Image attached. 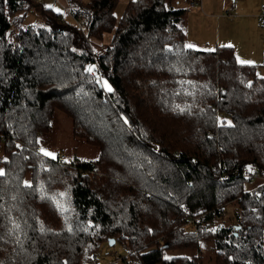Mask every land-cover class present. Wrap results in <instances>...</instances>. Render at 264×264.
<instances>
[{
	"label": "trees",
	"instance_id": "obj_1",
	"mask_svg": "<svg viewBox=\"0 0 264 264\" xmlns=\"http://www.w3.org/2000/svg\"><path fill=\"white\" fill-rule=\"evenodd\" d=\"M65 1L83 29L52 8L23 25L31 1L0 0V264H100L106 242L120 264H264L256 65L187 47L190 0H128L119 17V0ZM55 111L96 159L41 153Z\"/></svg>",
	"mask_w": 264,
	"mask_h": 264
},
{
	"label": "rangeland",
	"instance_id": "obj_2",
	"mask_svg": "<svg viewBox=\"0 0 264 264\" xmlns=\"http://www.w3.org/2000/svg\"><path fill=\"white\" fill-rule=\"evenodd\" d=\"M125 2L126 0H119L118 6L115 9L117 16H119ZM200 2L202 9L189 6L185 13L183 21L185 45H193L194 47L191 48L194 49L213 50L217 45L229 46L232 43L235 46V53L250 61L255 60V55L260 52L259 59H256L258 60L256 61L257 63L249 64H255L257 74L264 76V65L262 64L264 0H235L234 2L232 0H200ZM177 5L184 6V1L180 0ZM53 8L54 10L59 9V12L66 15L69 22L73 25H78V20L74 19L71 15L68 16L62 4L56 1ZM19 14L23 16V25L48 26L45 15L40 16L34 8L27 9L25 14L23 11ZM16 30L15 26L11 27L7 34L9 40L13 39ZM255 43L258 45L256 52L253 46ZM94 50L98 53L102 52V50H97V48H94ZM103 84L105 85L104 82ZM39 149L43 155H45V152L52 153V156L45 155L51 158L64 155L66 161H70L73 158L94 160L98 157V150L94 145L73 137L71 120L62 111H55L50 130L39 134ZM236 209L237 205L235 202L229 203L225 207L223 216L225 224L235 222L234 213ZM99 253L100 264H120L119 256L123 255V249L118 243L114 242L110 246L106 242L101 246ZM210 254L211 251L204 253V262H209L206 259Z\"/></svg>",
	"mask_w": 264,
	"mask_h": 264
},
{
	"label": "crops",
	"instance_id": "obj_3",
	"mask_svg": "<svg viewBox=\"0 0 264 264\" xmlns=\"http://www.w3.org/2000/svg\"><path fill=\"white\" fill-rule=\"evenodd\" d=\"M31 2L30 3H28L27 5H26V8H25V10H24V14H25V12L27 11V9H29V8H34V9H36V11L40 14V16H43V15H45L44 14V9H47V8H52L53 10H54V8H53V6H54V2H59L60 4H62V7L64 8V11L66 12V14H68V16H69V13H68V11H67V4H66V1L65 0H30ZM128 0H126V2H127ZM126 2H125V4H126ZM125 4H124V6H125ZM118 6V5H117ZM117 8V7H116ZM124 8V7H123ZM123 8H122V10L120 11V14H119V16L121 15V13H122V11H123ZM194 8H196V9H202V4H201V2H200V0H199V5L197 6V7H194ZM54 11H56V10H54ZM56 12H59V11H56ZM61 13V12H60ZM62 14V13H61ZM63 15V14H62ZM64 16V18L67 20V21H69V19H67V17H66V15H63ZM115 16L116 17H119V16H117L116 14H115ZM109 38H110V35H105L104 36V40H103V42L102 41H100V40H97V39H95V38H91V42H95L94 44H99V45H101L102 43H104L105 45L108 43V41H109ZM102 42V43H101ZM225 45H228V44H225ZM233 46V48H235V46L231 43V44H229V46ZM218 46V45H217ZM253 46H254V48H255V52H256V50H258V45L255 43V44H253ZM263 53V52H262ZM235 56H236V59L237 58H239V60L240 61H248V62H251V63H257L256 61H258V60H256V59H259L258 57L260 56V52L259 53H257L256 55H255V60H253V61H255V62H253V61H250V60H247L246 58H242L238 53L236 54L235 53ZM237 61H238V59H237ZM239 62V61H238ZM257 180H260V178L259 179H257ZM257 180H255V181H257ZM254 181V182H255Z\"/></svg>",
	"mask_w": 264,
	"mask_h": 264
},
{
	"label": "built area",
	"instance_id": "obj_4",
	"mask_svg": "<svg viewBox=\"0 0 264 264\" xmlns=\"http://www.w3.org/2000/svg\"><path fill=\"white\" fill-rule=\"evenodd\" d=\"M198 5L199 3L197 0H190L189 2L190 7H197ZM74 18L78 20V27L83 29V22H82L84 20L83 14L82 13L77 14V16H75ZM63 158H64V155H61L60 160H62ZM243 175L250 181H255L256 179L260 177V174L257 169H253V170L245 169V171L243 172Z\"/></svg>",
	"mask_w": 264,
	"mask_h": 264
},
{
	"label": "snow or ice",
	"instance_id": "obj_5",
	"mask_svg": "<svg viewBox=\"0 0 264 264\" xmlns=\"http://www.w3.org/2000/svg\"><path fill=\"white\" fill-rule=\"evenodd\" d=\"M56 11H59V9H56ZM187 47L191 48V47H194V46H193V45H187ZM237 59H238V61H239L240 63H251V62H248V61H240L239 58H237ZM86 71H88V72H93L94 69H93L92 66H89V67L86 69ZM105 87L107 88L108 91H112L111 87L107 85V82H105ZM45 155L52 156L53 154H52V153H49V152H45ZM2 174H3V173L0 172V175H2Z\"/></svg>",
	"mask_w": 264,
	"mask_h": 264
},
{
	"label": "water",
	"instance_id": "obj_6",
	"mask_svg": "<svg viewBox=\"0 0 264 264\" xmlns=\"http://www.w3.org/2000/svg\"><path fill=\"white\" fill-rule=\"evenodd\" d=\"M114 242V240L113 239H110V244H112Z\"/></svg>",
	"mask_w": 264,
	"mask_h": 264
}]
</instances>
